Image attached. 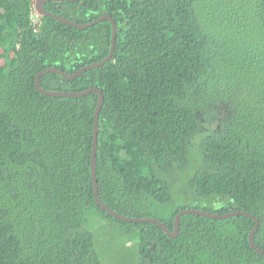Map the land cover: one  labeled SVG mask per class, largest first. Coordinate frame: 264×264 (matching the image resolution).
I'll use <instances>...</instances> for the list:
<instances>
[{"label":"trees","instance_id":"1","mask_svg":"<svg viewBox=\"0 0 264 264\" xmlns=\"http://www.w3.org/2000/svg\"><path fill=\"white\" fill-rule=\"evenodd\" d=\"M34 1L0 0V264H264L249 216L183 214L172 238L101 209L90 166L98 96H47L35 75L102 60L112 26L42 16L34 32ZM43 5L78 23L107 14L117 25L111 60L72 80L39 79L47 90L101 89L100 199L169 230L183 208L247 210L264 250V0Z\"/></svg>","mask_w":264,"mask_h":264},{"label":"water","instance_id":"2","mask_svg":"<svg viewBox=\"0 0 264 264\" xmlns=\"http://www.w3.org/2000/svg\"><path fill=\"white\" fill-rule=\"evenodd\" d=\"M47 1H75V0H35V8L41 16L53 17L62 23H65L67 25H70V26L78 28V29H86V28H88V27H90V26H92V25H94L100 21H103V20H108L112 26L111 42H110L109 52L106 55V57L103 58L102 60H100L98 62H92V63L86 64V65L78 68L75 72H72V73H67L61 69L56 68V67H48V68H44V69L40 70L35 75V86L41 94H44L47 96L71 97V98L86 96L90 93H96L98 96V100H97V104H96V108H95V113H94V123H93V133H92L93 140H92L91 163H90L91 177H92V184H93V196H94L95 202L101 207V209L105 210L107 213L111 214L112 216H114L117 219L127 221V222H146V223L156 224L165 232V234H167L169 237H172V238H174L178 235L180 218L183 214L192 213V214L199 215V216H205L208 218H217V219H226V218H230V217L237 216V215L249 216L254 220V226L249 233L250 246L256 251L257 254L264 256V250L259 248L254 242L255 232L259 228V220L254 214H252L251 212H249L247 210H232V211H229L225 214H218V213H211V212H208V211H205L202 209L183 208L175 214L173 230H169L167 228L166 224L164 222L160 221L158 218L149 217V216H145V217L127 216V215L121 214V213L113 210L112 208H110L108 205H106L100 199L99 194H98V181H97V175H96V152H97V144H98V118H99V112H100V109H101V106L103 103V94H102L101 89L94 87V88H88V89L78 90V91L47 90L41 86L39 79H40V76L43 75L44 73L52 72V73L59 74L60 76H62L66 80H72V79L78 77L79 75H81L82 73H84L85 71H87L89 69L100 67L104 63H106L107 61L111 60L113 53H114V49H115L117 25L114 21V18L110 15H107V14L100 15L96 19L85 22V23H78L76 21L68 19L64 16H61L59 14H56V13L51 12V11L47 10L46 8H44L43 4Z\"/></svg>","mask_w":264,"mask_h":264},{"label":"built area","instance_id":"3","mask_svg":"<svg viewBox=\"0 0 264 264\" xmlns=\"http://www.w3.org/2000/svg\"><path fill=\"white\" fill-rule=\"evenodd\" d=\"M29 20L30 26L33 28L34 32H37L41 27V16L33 6H31Z\"/></svg>","mask_w":264,"mask_h":264},{"label":"clouds","instance_id":"4","mask_svg":"<svg viewBox=\"0 0 264 264\" xmlns=\"http://www.w3.org/2000/svg\"><path fill=\"white\" fill-rule=\"evenodd\" d=\"M32 6L35 8V1H34V3L32 4ZM35 10H36V8H35ZM37 11V10H36ZM40 15V14H39ZM41 16V15H40ZM41 19H42V16H41ZM41 23H42V21H41Z\"/></svg>","mask_w":264,"mask_h":264},{"label":"rangeland","instance_id":"5","mask_svg":"<svg viewBox=\"0 0 264 264\" xmlns=\"http://www.w3.org/2000/svg\"><path fill=\"white\" fill-rule=\"evenodd\" d=\"M107 238H108V236L105 237V239H107ZM105 239L103 240V244H104V245H102V246H105V244H106V240H105Z\"/></svg>","mask_w":264,"mask_h":264}]
</instances>
